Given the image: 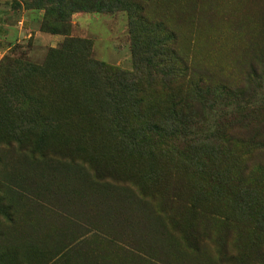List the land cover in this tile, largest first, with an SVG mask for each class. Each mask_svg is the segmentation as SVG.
<instances>
[{"label": "rangeland", "instance_id": "1", "mask_svg": "<svg viewBox=\"0 0 264 264\" xmlns=\"http://www.w3.org/2000/svg\"><path fill=\"white\" fill-rule=\"evenodd\" d=\"M137 15L230 90L203 117ZM259 115L264 0H0V264H264Z\"/></svg>", "mask_w": 264, "mask_h": 264}, {"label": "trees", "instance_id": "2", "mask_svg": "<svg viewBox=\"0 0 264 264\" xmlns=\"http://www.w3.org/2000/svg\"><path fill=\"white\" fill-rule=\"evenodd\" d=\"M88 10H96L95 6L93 8H89ZM140 11V10H138ZM136 17V16H135ZM139 18V19H138ZM142 23L141 25L146 29L147 32L151 33L150 36V42L152 47H156V50L154 53L157 54L159 51V57H161L160 64L162 65V73L165 72L166 80L165 85L170 86L171 84H176V86H185L186 91L183 96V93L180 95L179 99L186 100L185 106L187 107V110L180 111L177 107H173L170 111L171 116L177 118H180L181 126H184V122L186 118V111H188V114L190 116H198L203 117L204 114V107L205 103H202L201 100L205 98L212 99L216 96H218V93L225 91L227 93H230L226 87H218V86H211L208 84V82L205 81V79H202L201 76L197 73H195L191 68L186 64L185 60L182 59L177 52L173 49V41L175 40V36L173 34H170L167 32L163 27V32L166 33V36H153V31L150 29H147V27L151 28L150 22L143 19L141 16L136 17ZM154 29H158L159 26H152ZM169 39V46L166 45V41ZM74 42L66 41L63 44V47H61V51H70L72 48V44ZM133 50H135L133 46ZM59 53H66L61 52ZM248 76L250 78L257 79L260 76V73L257 69L253 68V71L250 70L248 72ZM190 90H194L191 92ZM206 100V99H205ZM264 116L259 115V119L264 122V119L262 120ZM249 122H243L239 123L238 125H232L229 127V130H224L223 135H227L228 137V144H225V147L227 148V145L229 146L235 138L239 136V138H245L247 139V144L251 143L253 145H260L264 149V139L261 137L260 134H254V129L251 124V120H248ZM151 128L158 129L157 126L154 123H150ZM230 130L232 132H230ZM234 130L238 131V133H235ZM244 139V140H245ZM241 141V140H239ZM242 142V141H241ZM246 143V142H245ZM196 149V148H195Z\"/></svg>", "mask_w": 264, "mask_h": 264}]
</instances>
